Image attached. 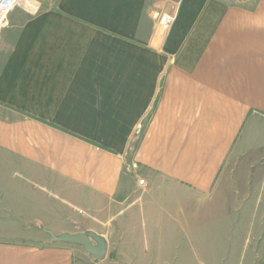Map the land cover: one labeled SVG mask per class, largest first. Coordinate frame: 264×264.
Here are the masks:
<instances>
[{
	"label": "crops",
	"instance_id": "obj_1",
	"mask_svg": "<svg viewBox=\"0 0 264 264\" xmlns=\"http://www.w3.org/2000/svg\"><path fill=\"white\" fill-rule=\"evenodd\" d=\"M43 2L0 29V264H101L26 234L101 235L47 228L39 200L55 191L91 221L118 215L124 170L185 189L189 206L167 193L155 205L190 208L207 221L197 231L226 222V264L249 235L264 264V0Z\"/></svg>",
	"mask_w": 264,
	"mask_h": 264
},
{
	"label": "rangeland",
	"instance_id": "obj_2",
	"mask_svg": "<svg viewBox=\"0 0 264 264\" xmlns=\"http://www.w3.org/2000/svg\"><path fill=\"white\" fill-rule=\"evenodd\" d=\"M43 1L41 7H45L48 0ZM132 177L124 170L123 188L119 194L120 197L123 196V201L119 206L118 215H109L100 221H91L81 211L70 206L73 204L78 207L77 202L50 191L44 193L45 195L42 194L44 200H39L42 209L38 213L40 215L38 218L43 221L44 226L52 229L67 225L84 229L95 225L101 234L99 236L107 243V253L100 261L101 264H226V222H218L220 219L218 218L216 236L209 237L207 231H197L205 228L204 224L207 221L202 220L203 225L194 222L190 208L184 209L182 217L179 218V213H176L174 208H158V205H155L159 202L155 197L159 193H167V196L173 194L183 197L182 202L189 206L190 199L184 194L185 189H180L162 179H154L153 183L145 182L140 185L137 183L140 179ZM127 181L133 186L128 197L125 191ZM131 200L135 205L134 208ZM163 202L165 204L172 202L174 206V201L170 199ZM200 219L204 217L200 216ZM155 224H161L160 228L166 230L150 231L151 226L155 227ZM33 228H30L26 238L30 236L49 239L40 227ZM249 237L241 243L237 240L231 242V247L228 249L231 255L237 256V259L241 257L239 264H257L255 257L260 253L261 242L256 243L253 236L249 235ZM212 242H216L219 247H213Z\"/></svg>",
	"mask_w": 264,
	"mask_h": 264
},
{
	"label": "water",
	"instance_id": "obj_3",
	"mask_svg": "<svg viewBox=\"0 0 264 264\" xmlns=\"http://www.w3.org/2000/svg\"><path fill=\"white\" fill-rule=\"evenodd\" d=\"M52 243H63L79 246L83 251L97 261H102L107 253V243L105 239L94 232L56 235L50 230L42 229Z\"/></svg>",
	"mask_w": 264,
	"mask_h": 264
},
{
	"label": "built area",
	"instance_id": "obj_4",
	"mask_svg": "<svg viewBox=\"0 0 264 264\" xmlns=\"http://www.w3.org/2000/svg\"><path fill=\"white\" fill-rule=\"evenodd\" d=\"M228 1H237V0H228ZM30 0H0V29L4 27L6 23V18L17 8L28 5ZM173 22V17L169 15H161L158 17V24L160 29L163 32H166ZM140 185H143V181H139Z\"/></svg>",
	"mask_w": 264,
	"mask_h": 264
}]
</instances>
